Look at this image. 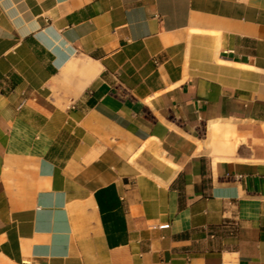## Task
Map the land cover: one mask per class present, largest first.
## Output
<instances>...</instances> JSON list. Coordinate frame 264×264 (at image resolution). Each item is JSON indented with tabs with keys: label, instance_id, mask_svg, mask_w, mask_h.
Listing matches in <instances>:
<instances>
[{
	"label": "crops",
	"instance_id": "0c3cea01",
	"mask_svg": "<svg viewBox=\"0 0 264 264\" xmlns=\"http://www.w3.org/2000/svg\"><path fill=\"white\" fill-rule=\"evenodd\" d=\"M0 264H264V0H0Z\"/></svg>",
	"mask_w": 264,
	"mask_h": 264
},
{
	"label": "bare ground",
	"instance_id": "6f19581e",
	"mask_svg": "<svg viewBox=\"0 0 264 264\" xmlns=\"http://www.w3.org/2000/svg\"><path fill=\"white\" fill-rule=\"evenodd\" d=\"M170 166H171V165H170ZM173 168H174V167H173ZM172 174H173V173H172ZM172 174H171V175H172Z\"/></svg>",
	"mask_w": 264,
	"mask_h": 264
}]
</instances>
